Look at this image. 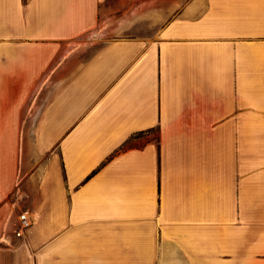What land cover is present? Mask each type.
<instances>
[{"label":"crops","instance_id":"1","mask_svg":"<svg viewBox=\"0 0 264 264\" xmlns=\"http://www.w3.org/2000/svg\"><path fill=\"white\" fill-rule=\"evenodd\" d=\"M0 264H264V0H0Z\"/></svg>","mask_w":264,"mask_h":264},{"label":"built area","instance_id":"2","mask_svg":"<svg viewBox=\"0 0 264 264\" xmlns=\"http://www.w3.org/2000/svg\"><path fill=\"white\" fill-rule=\"evenodd\" d=\"M19 224L16 230L18 236H23L25 232L33 225L34 218L28 210H21L19 212Z\"/></svg>","mask_w":264,"mask_h":264},{"label":"trees","instance_id":"3","mask_svg":"<svg viewBox=\"0 0 264 264\" xmlns=\"http://www.w3.org/2000/svg\"><path fill=\"white\" fill-rule=\"evenodd\" d=\"M153 130H156L157 131V139H159V133H158V129H156V128H152V129H147V130H141V131H139V132H136L135 134H133L130 138H129V140L127 141V142H125V144L123 145V149H126V148H129V147H141L142 145H144L149 139H147L146 141H145V143H132V141L136 138V137H138V136H142L143 134H145V133H148V132H150V131H153Z\"/></svg>","mask_w":264,"mask_h":264},{"label":"rangeland","instance_id":"4","mask_svg":"<svg viewBox=\"0 0 264 264\" xmlns=\"http://www.w3.org/2000/svg\"><path fill=\"white\" fill-rule=\"evenodd\" d=\"M25 126H28V124H17V127H19V129H20V134L22 133V129H23V127H25ZM157 137V131L156 130H153V131H150V132H148V133H145V134H143L142 136H138V137H136L133 141H132V143H145V141L147 140V139H150V138H156Z\"/></svg>","mask_w":264,"mask_h":264}]
</instances>
